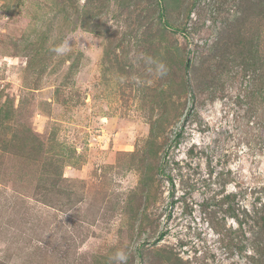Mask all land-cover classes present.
Returning a JSON list of instances; mask_svg holds the SVG:
<instances>
[{
  "label": "rangeland",
  "instance_id": "1",
  "mask_svg": "<svg viewBox=\"0 0 264 264\" xmlns=\"http://www.w3.org/2000/svg\"><path fill=\"white\" fill-rule=\"evenodd\" d=\"M261 3L0 0V264H264Z\"/></svg>",
  "mask_w": 264,
  "mask_h": 264
},
{
  "label": "trees",
  "instance_id": "2",
  "mask_svg": "<svg viewBox=\"0 0 264 264\" xmlns=\"http://www.w3.org/2000/svg\"><path fill=\"white\" fill-rule=\"evenodd\" d=\"M261 4L264 5V3H261ZM263 130H264V129H263ZM263 135H264V134H263ZM245 212H246V211H245ZM228 213H231V215H232L233 217L239 219L240 224H242V221H244V218H243V220H242V219H240V218L238 217V215L236 214V212H235L234 209L229 208V209H228ZM255 223L259 226L258 230L255 231V234H256L255 237L258 239V243H257V244H260V241H261L260 237L264 234V219H263V217L257 216ZM255 243H256V242H255ZM255 248H257V250H258L259 253L261 254V258H262V257L264 258V248H263V247L261 248L259 245H258V246L256 245Z\"/></svg>",
  "mask_w": 264,
  "mask_h": 264
},
{
  "label": "clouds",
  "instance_id": "3",
  "mask_svg": "<svg viewBox=\"0 0 264 264\" xmlns=\"http://www.w3.org/2000/svg\"><path fill=\"white\" fill-rule=\"evenodd\" d=\"M55 51H57L58 53H62L64 51V49L63 48H57V49H55Z\"/></svg>",
  "mask_w": 264,
  "mask_h": 264
}]
</instances>
